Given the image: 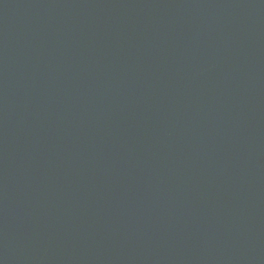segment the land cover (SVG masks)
<instances>
[{
    "label": "water",
    "instance_id": "obj_1",
    "mask_svg": "<svg viewBox=\"0 0 264 264\" xmlns=\"http://www.w3.org/2000/svg\"><path fill=\"white\" fill-rule=\"evenodd\" d=\"M0 264H264V0H0Z\"/></svg>",
    "mask_w": 264,
    "mask_h": 264
}]
</instances>
